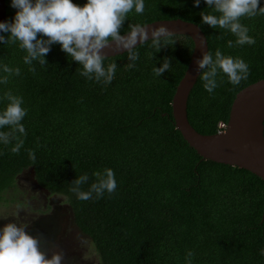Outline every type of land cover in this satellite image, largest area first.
Returning <instances> with one entry per match:
<instances>
[{"label": "trees", "instance_id": "obj_1", "mask_svg": "<svg viewBox=\"0 0 264 264\" xmlns=\"http://www.w3.org/2000/svg\"><path fill=\"white\" fill-rule=\"evenodd\" d=\"M6 2V21L17 9ZM83 6L87 0H72ZM143 14L128 16L121 34L137 25L180 18L204 32L208 51L241 58L249 76L232 85L224 74L210 94L198 78L187 102V116L195 130L214 134L226 124L232 101L241 89L264 79V15L242 18L255 44L235 45L236 37L202 23L200 13H212L205 0H144ZM264 7V0H260ZM7 38L8 33H2ZM173 44L159 52L151 41L136 46L135 67L127 53L106 57L117 64L110 84L88 80L80 67L53 44L33 61L35 73L23 61L18 44L0 42V78L4 66L20 69L0 83V112L6 92L23 98L25 132H15L8 144L0 142V205L15 191L19 174L32 168L37 184L65 198L76 226L92 241L102 264H264V180L254 173L202 157L175 128L171 101L186 70L193 41L173 35ZM233 47H228V41ZM165 58L169 71L153 74ZM0 131L10 132L9 127ZM19 145V151L13 149ZM35 159H32V155ZM114 172L115 192L81 201L71 190L76 178L89 191L95 173ZM12 200V199H11Z\"/></svg>", "mask_w": 264, "mask_h": 264}, {"label": "clouds", "instance_id": "obj_2", "mask_svg": "<svg viewBox=\"0 0 264 264\" xmlns=\"http://www.w3.org/2000/svg\"><path fill=\"white\" fill-rule=\"evenodd\" d=\"M201 0H194V5L199 6ZM207 8L212 13H200L202 23L213 29L227 30L236 37L235 45L255 44V39L248 35L249 29L241 23L242 18H252L264 15V7H260V0H205ZM11 7L17 9L11 22H0V30L8 33L7 38L0 35L3 44H18L19 48L26 52L23 61L29 65V71L35 73L33 61H38L41 66L47 64L45 56L53 44H59L61 50L78 63L79 74L88 80L107 85L114 79L117 64L110 63L105 67L106 56L103 49L115 45L116 50H126L128 59L133 63L129 68L135 67V61L139 59L136 51L137 44L151 41V47L155 52L161 50V46L173 44V33L165 26H159L151 30L137 25L131 28L127 34H121V28L129 14L134 10L135 14H143L145 10L144 0H87L80 6L72 0H11ZM201 47L205 40L200 41ZM233 42L228 41V47H233ZM198 69L202 70L199 79L208 93H212L218 85L217 77L221 73L228 78L232 85H239L249 76V65L241 58H233L222 54L220 49L215 55L210 51L205 52L201 59L197 60ZM171 60L165 58L161 67L153 68V74L160 77L165 71H169ZM3 71L8 75L0 78V83L7 84L10 75H20L19 68L4 66ZM4 99L8 104L0 112V129L9 127L10 132L0 131V142L8 144L15 132L24 133L21 123L27 114L23 108V98L6 92ZM19 145L13 149L19 151ZM32 159H35V155ZM97 182L93 183L90 190H80V186L88 181L87 174L72 181V191L81 201L92 199L95 193L96 199L104 196L105 192L111 194L117 188L114 172L106 169L105 173H95ZM264 255V252L261 253ZM193 253H187V264H191ZM63 254L53 253L51 258L40 250V241L29 235L25 227L16 223H8L0 229V264H62Z\"/></svg>", "mask_w": 264, "mask_h": 264}, {"label": "water", "instance_id": "obj_3", "mask_svg": "<svg viewBox=\"0 0 264 264\" xmlns=\"http://www.w3.org/2000/svg\"><path fill=\"white\" fill-rule=\"evenodd\" d=\"M5 21L6 2L0 0V22ZM142 26L149 29V39L152 29L165 26L173 35H185L193 41L188 66L171 101L174 125L183 139L202 159L246 169L264 180V79L257 80L237 92L230 107L228 121L222 130L214 134L199 133L188 120L187 102L202 71L198 69L196 62L208 51L204 32L197 24L180 18L155 20ZM2 33L0 30V35ZM202 39L205 40L203 47L200 44ZM102 51L106 57L126 52L116 50L114 44Z\"/></svg>", "mask_w": 264, "mask_h": 264}, {"label": "rangeland", "instance_id": "obj_4", "mask_svg": "<svg viewBox=\"0 0 264 264\" xmlns=\"http://www.w3.org/2000/svg\"><path fill=\"white\" fill-rule=\"evenodd\" d=\"M7 197L12 200L0 205V229L8 223L25 227L47 258L62 253V264H102L91 239L74 223L65 198L40 187L32 168L18 175L15 191Z\"/></svg>", "mask_w": 264, "mask_h": 264}, {"label": "built area", "instance_id": "obj_5", "mask_svg": "<svg viewBox=\"0 0 264 264\" xmlns=\"http://www.w3.org/2000/svg\"><path fill=\"white\" fill-rule=\"evenodd\" d=\"M223 127V126H222Z\"/></svg>", "mask_w": 264, "mask_h": 264}]
</instances>
